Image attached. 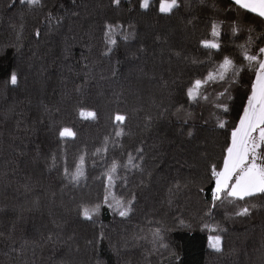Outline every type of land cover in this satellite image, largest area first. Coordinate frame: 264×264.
<instances>
[{
    "label": "trees",
    "instance_id": "obj_1",
    "mask_svg": "<svg viewBox=\"0 0 264 264\" xmlns=\"http://www.w3.org/2000/svg\"><path fill=\"white\" fill-rule=\"evenodd\" d=\"M140 2L0 0V264H264V194L212 207V167L223 168L255 73L243 67L234 82L206 86V100L186 95L208 74L209 51L217 64H246L237 45L249 29L252 51L264 47V18L232 0H178L170 14L160 0ZM213 22L219 50L201 44ZM64 127L75 137L60 138ZM105 138L108 150L95 154ZM129 154L139 167L118 168L107 192L104 173ZM81 155L84 176L70 182L64 170ZM112 195L131 201L127 216L109 207ZM97 205L92 220L82 215Z\"/></svg>",
    "mask_w": 264,
    "mask_h": 264
},
{
    "label": "snow or ice",
    "instance_id": "obj_2",
    "mask_svg": "<svg viewBox=\"0 0 264 264\" xmlns=\"http://www.w3.org/2000/svg\"><path fill=\"white\" fill-rule=\"evenodd\" d=\"M21 3H26L30 8H39L43 5V0H20ZM115 4H119L120 0H113ZM233 4L238 6L239 9H243L247 12L253 13L260 18H264V0H233ZM150 7V0H141L140 8L147 10ZM178 0H160L159 12L164 14H170L175 8H178ZM108 30L105 33L107 43L115 45L117 41L112 37L115 32V28L111 25L107 26ZM238 31H242L238 26L232 27L233 36ZM249 36L244 44H238L237 48L240 54L243 56L246 64L237 66L233 60L225 56L220 63L212 61L213 53L209 51L210 69L208 74L202 79H195L191 86L188 87L186 95L191 101H197L199 99H208L206 93V86L220 81L226 83H232L243 67H247L250 71L255 73V81L252 83L251 94L247 98V104L244 107L243 115L240 117L239 125L231 133V144L227 148V155L224 158L223 169L217 171L215 166L212 167V176L215 179V187L212 191V207H215L216 201H223L227 198H232L229 202L245 201L248 197L256 196L257 194H264V47L259 48L258 52H253L252 48L254 40L251 33L253 29H249ZM39 35V33H37ZM220 36L219 24L213 22L211 25V37L210 40H203L201 44L204 48L212 50H219L220 43L218 37ZM126 39V37H125ZM111 51V48H109ZM10 82L15 85L17 83V75L13 71L10 74ZM227 91V89L225 90ZM228 99H231L229 94ZM217 107H222L226 112L228 107L226 103L218 104ZM79 116L83 119H96V113L94 111H85L81 109ZM116 123L115 136L121 137L124 135V130L121 127L125 121V116L116 114L114 117ZM218 126L223 128V121L218 122ZM76 133L69 127H64L59 131L60 138H73ZM191 135V133H189ZM108 139L105 138V145L103 148H97L95 154L106 152ZM115 143V141H114ZM140 151V150H138ZM136 157L129 154L127 164L121 165L118 161L113 160L110 167L104 173L107 179L106 191L110 193L111 188L116 184L117 180L121 177L117 175V170L120 167L138 168V164H134L133 161ZM56 157H53V166H55ZM85 163V156L79 157V164L76 167L75 172H69L68 168H65V176L69 178L70 182L78 183L84 176L83 166ZM105 202H108L106 195ZM109 207L118 213L121 217L127 216L131 211V201L124 202L122 199L112 195V202L109 203ZM239 211L236 215H247L249 213L248 206H238ZM99 211V205L93 209L85 207L82 211V215L88 219H93V214ZM210 214V213H209ZM207 228L208 225H205ZM220 237L210 236L209 246L213 249L219 250Z\"/></svg>",
    "mask_w": 264,
    "mask_h": 264
},
{
    "label": "crops",
    "instance_id": "obj_3",
    "mask_svg": "<svg viewBox=\"0 0 264 264\" xmlns=\"http://www.w3.org/2000/svg\"><path fill=\"white\" fill-rule=\"evenodd\" d=\"M233 1V0H232ZM247 104V103H246ZM242 115H243V113H242ZM239 125V124H238Z\"/></svg>",
    "mask_w": 264,
    "mask_h": 264
},
{
    "label": "rangeland",
    "instance_id": "obj_4",
    "mask_svg": "<svg viewBox=\"0 0 264 264\" xmlns=\"http://www.w3.org/2000/svg\"><path fill=\"white\" fill-rule=\"evenodd\" d=\"M223 169V168H222Z\"/></svg>",
    "mask_w": 264,
    "mask_h": 264
}]
</instances>
